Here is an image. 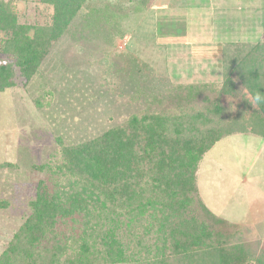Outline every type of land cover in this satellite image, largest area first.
<instances>
[{
	"label": "rangeland",
	"instance_id": "374dc122",
	"mask_svg": "<svg viewBox=\"0 0 264 264\" xmlns=\"http://www.w3.org/2000/svg\"><path fill=\"white\" fill-rule=\"evenodd\" d=\"M0 1L29 30L51 23L53 8L41 0ZM262 39L264 0H88L36 73L27 79L15 69V86L0 90V257L30 216L40 183L59 170L63 146L90 141L140 115L143 94L171 100L179 86H220ZM6 62L0 47V64ZM204 97L208 101L200 97L183 108H207L218 96L208 90ZM221 102L224 113L212 118L215 126L233 114L232 99ZM165 103L169 112H183L175 101ZM198 187L224 222H215L197 199L187 206L188 219L206 223L221 246L243 245L256 257L264 251L263 139H223L205 156Z\"/></svg>",
	"mask_w": 264,
	"mask_h": 264
},
{
	"label": "trees",
	"instance_id": "16d2710c",
	"mask_svg": "<svg viewBox=\"0 0 264 264\" xmlns=\"http://www.w3.org/2000/svg\"><path fill=\"white\" fill-rule=\"evenodd\" d=\"M41 1L54 14L49 25L33 30L20 25L0 1L5 36L0 47L7 57L6 65L0 64L1 91L15 86V69L27 79L36 73L88 0ZM179 89L171 100L181 109L201 98L208 101V90L218 97L207 108L177 114L166 110L165 102H171L166 95L143 94L140 115L90 141L63 146L59 170L50 171V182L40 183L32 212L0 264H264V251L256 257L243 245L221 246L206 223L187 218V206L197 199L215 222H224L198 187L207 153L230 136L264 140V103L251 104L257 92L264 94V39L220 86L194 83ZM223 96L232 99L233 114L215 126L212 118L224 113ZM119 232L124 235L118 238Z\"/></svg>",
	"mask_w": 264,
	"mask_h": 264
},
{
	"label": "clouds",
	"instance_id": "9594fccd",
	"mask_svg": "<svg viewBox=\"0 0 264 264\" xmlns=\"http://www.w3.org/2000/svg\"><path fill=\"white\" fill-rule=\"evenodd\" d=\"M253 107H255L258 104L264 103V94L257 92L255 96L253 97Z\"/></svg>",
	"mask_w": 264,
	"mask_h": 264
}]
</instances>
